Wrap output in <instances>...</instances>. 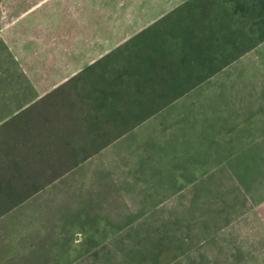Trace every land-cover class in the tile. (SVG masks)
I'll use <instances>...</instances> for the list:
<instances>
[{
	"label": "rangeland",
	"instance_id": "1",
	"mask_svg": "<svg viewBox=\"0 0 264 264\" xmlns=\"http://www.w3.org/2000/svg\"><path fill=\"white\" fill-rule=\"evenodd\" d=\"M257 5L264 0H0V118L12 99L115 50L77 83H90L85 95H100L106 72L119 71L124 86L130 69L144 77L152 66L163 69L154 84L174 86L160 97L167 104L0 217V264H106L147 238H187L178 230L187 223L199 227L196 240L202 226H226L227 245L242 232L241 264H264V39L245 36L264 20ZM107 127L94 129L118 130ZM176 190L197 197L179 199L178 215ZM180 202L195 203V215Z\"/></svg>",
	"mask_w": 264,
	"mask_h": 264
},
{
	"label": "trees",
	"instance_id": "2",
	"mask_svg": "<svg viewBox=\"0 0 264 264\" xmlns=\"http://www.w3.org/2000/svg\"><path fill=\"white\" fill-rule=\"evenodd\" d=\"M249 7L255 8L256 5L249 4ZM257 7L264 11V5H257ZM245 32V36L255 42L264 39V20H261L250 33L246 30ZM241 37L243 38V36ZM237 38L234 41V46L240 44ZM225 63L221 65L224 66ZM93 67L86 66L53 89L39 102L41 104V102L49 100L50 106L41 110L40 113H36L35 117L32 113V117L25 119L29 134L24 140H27L29 150L19 151V165H23V163L28 165L27 168L20 167L19 171L20 178L25 177L22 175L27 172V176L33 178V181L17 184L20 197L12 202L8 200V204L4 205L5 211L12 209L16 205L15 202L17 204L24 202L27 199L25 196L37 193L67 171L74 169L98 153L103 147L135 127L171 100L170 98L160 100V97H166L168 91L174 86L154 84L152 79L155 74L163 70L156 66H152L149 74L144 77L136 75L135 68L130 69L131 72L126 70L134 77H130L131 81L124 86L118 84L119 71L106 72L102 77L103 85L100 88L104 87V89L99 90L100 95L96 98L85 95L84 89L86 88L88 91L90 83L86 80L81 84V88H78L77 83L82 81L81 78ZM160 74L163 76V73ZM150 80L152 82L148 83ZM92 91L94 94L98 92L95 88ZM122 94L125 96L123 99H121ZM39 103L38 106H40ZM96 106L98 115H92L90 111L96 110ZM107 108H111V111L117 112L119 115L112 113L113 116L110 115L109 118H106L102 112ZM123 109L129 112L127 116L121 114ZM95 125L102 128L108 126V129L115 125L118 130L110 135L106 131H96ZM2 215L4 214H1L0 217Z\"/></svg>",
	"mask_w": 264,
	"mask_h": 264
},
{
	"label": "crops",
	"instance_id": "3",
	"mask_svg": "<svg viewBox=\"0 0 264 264\" xmlns=\"http://www.w3.org/2000/svg\"><path fill=\"white\" fill-rule=\"evenodd\" d=\"M108 53H106L103 59L87 66H99L105 62L107 58L112 57L118 52L115 50ZM83 68L77 69L71 76L77 74ZM71 76H64L53 85H49L46 89L42 90L37 96H35V94L29 95V91H27L26 94L23 93L17 98L22 99L20 102L19 100L15 102V100L12 99L11 105L13 110L0 118V215L12 212L13 209L18 207L19 204L15 202L16 205L12 209L8 211L4 210V205L8 204V200L12 202V200L19 199L20 195L17 184H19V182L33 181V178L27 176V172L22 175H25V177L20 178L19 171L20 167L27 168L28 165L26 163L19 165V151L25 152L29 150L27 140H24L26 135L29 134L27 120L25 119L32 117V113H34L33 117H35L36 113H40L44 108L47 109L50 106L49 100L43 103L41 102V104L39 102L43 97ZM23 96H26L24 101ZM38 103L40 106H38ZM33 195L34 194H31L25 197L28 199ZM170 195L172 200L177 201L172 203V208L177 209V211L174 212L177 215L180 214L179 199L197 198L195 194L193 192L190 193L189 190L172 191ZM165 198L167 197H159L160 200L156 201L155 206L163 205L165 203L163 199ZM187 202L183 204L180 202L182 208L186 209L187 215H195V203L188 206ZM145 210L146 208L143 209V211ZM178 230L184 231L185 233L190 231V236L188 235L187 238H173L162 241L147 238L145 240L147 242H141L140 245L134 244L135 247L137 246L138 248L133 252H129L120 258L107 256L105 258L109 260L105 262H107L106 264H224L228 262L241 264L245 261L241 244L242 232L240 231L238 235V244L236 241H233L234 244L227 245L225 242L227 228L226 226L221 228L220 224H218L216 228L202 226L201 230L203 234H201V236L202 238L204 237L202 240L195 239L196 231H200L199 227L196 228L195 224H183V228L179 227ZM232 236L236 238V232H234ZM205 237L209 239L207 242L205 241ZM105 241H108V239ZM97 246H99V244ZM228 247H232L233 249L228 250ZM144 248L146 249L143 250Z\"/></svg>",
	"mask_w": 264,
	"mask_h": 264
}]
</instances>
